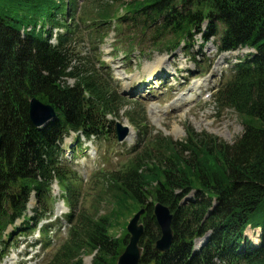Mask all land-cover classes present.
<instances>
[{
    "label": "trees",
    "instance_id": "trees-1",
    "mask_svg": "<svg viewBox=\"0 0 264 264\" xmlns=\"http://www.w3.org/2000/svg\"><path fill=\"white\" fill-rule=\"evenodd\" d=\"M75 5V0H0V244L32 191L40 203L48 201L54 178L67 191V202L75 201L73 178L53 164L57 141L70 130L102 134L112 126L107 117L124 104L95 64L72 51L76 26L64 20L68 8L74 17ZM121 9L123 17L117 16ZM114 18L119 28L133 29L131 42L148 32L154 45L188 46L192 32L209 20V32L222 34L224 50L255 49L215 101L238 114L244 132L233 144L192 129L182 142L153 137L120 170L98 177L100 192L72 222L50 264H84L83 255L94 252L93 264H116L126 245L127 221L142 208L147 209L142 264H264V0H94L86 13L96 29ZM45 25L51 31L44 32ZM55 28L72 37L60 35L58 45H51L45 35ZM32 98L52 105L58 115L44 130L30 121ZM130 116L142 125L139 114ZM192 191L195 197L179 206ZM149 200L174 214V241L165 254L153 252L160 231L152 205H145ZM249 226L262 229L259 247L245 235ZM209 231V245L191 257L194 239Z\"/></svg>",
    "mask_w": 264,
    "mask_h": 264
},
{
    "label": "rangeland",
    "instance_id": "rangeland-1",
    "mask_svg": "<svg viewBox=\"0 0 264 264\" xmlns=\"http://www.w3.org/2000/svg\"><path fill=\"white\" fill-rule=\"evenodd\" d=\"M79 1L82 2L81 0ZM117 1L127 3L134 0ZM66 21L68 22V19ZM201 29L207 32V24H204ZM220 29L221 28H218V31H220ZM97 30H100V28ZM108 33L110 34L106 36L105 41L102 43V46L99 47V51L96 55L93 51L95 45L94 40L89 37L88 31L82 33L84 41L79 45H76V50L82 52V54H84L90 60H93L95 56L96 61L99 57L101 61L105 63V67L110 69L113 84L126 99L125 103H127L128 106L117 113L115 117L108 119H110L112 122L118 121L122 124L133 127L136 133L131 137L130 141H128L130 139L129 138L127 143L125 142L122 144H119L115 140L113 133L109 140H93L92 143H85V141L83 142L84 147L87 149L83 147L82 152H78L76 154V159L73 162L74 165H68L74 170L76 169L82 178L80 181L81 190L82 188L84 189L89 185L90 182L87 185V181L100 169L103 168L108 170L110 168H116L117 165L122 163L128 156L129 150H131L130 147L135 143H139V140L141 139L140 131L138 128H134V126L130 124L127 113L139 114L137 118L140 119L141 122L147 127L148 133L151 134V137L155 135H161L172 138L174 141L178 142L183 141L186 138L187 128L193 129L196 134H208L216 136L220 140L229 144H233L243 134V122L234 110L226 108L220 109V111H218V108L212 104V97L206 99V96L204 95L199 99L198 102H190L191 99L195 98L198 93H200V91L196 92L197 89L201 88V91L203 90L201 82H199L201 80V76L199 75L190 76L186 83H182V81H176L175 84L170 86L168 85L167 87L170 88L169 92H166L162 95L155 94L153 97H150L146 100H137L133 98V90H131V88H134V82L136 84V81L145 78L148 70H150L154 64L158 62L163 63L166 52L164 51L163 53L159 50L152 51L153 49L150 48V44L144 43L141 44V48L137 49L133 54L126 55L123 50H120V47H118V49L115 47V45H117L115 44L117 32L113 29H110L107 34ZM195 35L196 36L193 39V51L186 53L182 48L175 52L177 55L175 53L169 54V56L175 55V57L170 58L166 62L167 65L175 66V64H178L182 67H185V70L187 71L190 70L197 72L199 67L194 61V56H196L195 58L197 61L205 59L203 68L205 72L211 73L213 67L220 62L219 68H222L224 71L223 76H226L231 66L237 62V56H241V54L244 53L246 56L252 53V50H240L241 53H234L235 57L231 54L218 53L220 34H218L217 37L215 36L210 39L207 43L202 40L200 35ZM51 42L56 43L55 38ZM199 50H202V53L205 55L204 58L197 56ZM223 56L224 58H222ZM222 59L225 60L222 61ZM227 59L231 61V64H226ZM73 84V80L69 81V85L73 86ZM214 84L218 85L219 80H215ZM173 104L177 105L178 107L176 109L175 107L174 109L167 108ZM66 144L67 150L64 159L66 161H71L72 153L70 147L73 145L76 147L77 141L74 136H72L66 140ZM89 147H92V149H89ZM83 165L85 166V169L81 168ZM91 188V185H89L87 191L84 192L83 190L84 193H81V199H79V207L77 208V211L81 208V206L86 210L89 209L93 202L94 196L97 195L98 191L101 189V187H94V190L92 191ZM54 194L57 197V200L60 199L59 195H63L62 192L59 193L57 184L54 185ZM83 194L84 197H82ZM35 200L33 201L34 204ZM33 203L31 204L33 205ZM60 204L63 206L62 202ZM100 206L101 214H104L107 206L105 203H102ZM63 210V213L67 212L66 208H63ZM28 216L31 217L33 214ZM24 225L25 224L23 221L17 223V226L20 229H22ZM63 225H66L64 221L55 227V232L51 234L52 236L50 239H52L54 243L52 248L57 247V245H59L62 239L65 237L67 229L62 231ZM58 229H60V231ZM12 230L13 229H10L9 233H11ZM28 235L29 232H24L21 235L19 233L15 234V236L9 242L10 247L5 248L6 254L1 256L3 259H0V264H25L26 254H28V247H21L32 241H35V239L40 240L38 232L35 234L36 238L32 236L29 237ZM247 236L252 240V242L259 243L258 235L255 234V232L249 231ZM50 239L48 238L47 240ZM84 262L85 264H91L92 257H87V255L84 256Z\"/></svg>",
    "mask_w": 264,
    "mask_h": 264
},
{
    "label": "water",
    "instance_id": "water-1",
    "mask_svg": "<svg viewBox=\"0 0 264 264\" xmlns=\"http://www.w3.org/2000/svg\"><path fill=\"white\" fill-rule=\"evenodd\" d=\"M29 115L35 127L43 126L56 116L54 109L50 105H45L36 98L32 99L30 102ZM117 130L119 140H123L128 134V129L123 128L120 124L117 125ZM1 145L2 137H0V149ZM143 214L144 211H140L130 222L128 226L130 241L125 252L119 258L118 264H139L142 256V249L139 248V242L144 233V228L142 225H139V220ZM154 214L161 230V238L156 242L154 251L165 253L170 250L174 238L172 230L173 216L169 208L160 204L156 205Z\"/></svg>",
    "mask_w": 264,
    "mask_h": 264
},
{
    "label": "bare ground",
    "instance_id": "bare-ground-1",
    "mask_svg": "<svg viewBox=\"0 0 264 264\" xmlns=\"http://www.w3.org/2000/svg\"><path fill=\"white\" fill-rule=\"evenodd\" d=\"M180 9H181V7H180ZM179 10V9H178ZM183 11V10H182ZM239 53V52H238ZM197 94V93H196ZM169 109V108H168ZM132 133H133V130H132ZM82 180V179H81ZM33 207V205L32 204H30L29 205V209L31 210V208ZM8 248V247H7ZM8 251H9V249H8ZM8 254V253H7ZM91 255V254H90ZM81 259V258H80Z\"/></svg>",
    "mask_w": 264,
    "mask_h": 264
}]
</instances>
